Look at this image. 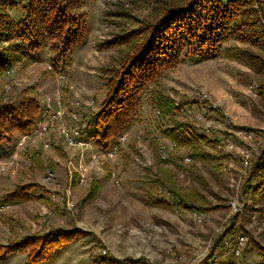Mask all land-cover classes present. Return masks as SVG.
<instances>
[{"label":"rangeland","instance_id":"obj_1","mask_svg":"<svg viewBox=\"0 0 264 264\" xmlns=\"http://www.w3.org/2000/svg\"><path fill=\"white\" fill-rule=\"evenodd\" d=\"M10 1L17 2L10 11L17 22L23 17L21 6L27 0ZM166 2L169 0H78L74 11L85 28L81 43L65 57L57 58L51 41H47L34 52L31 63L21 69L15 67L0 78L2 101L18 103L23 90L34 87L38 99L50 96L69 107L78 102L75 108L82 113L78 122L82 140L90 146H70L57 128L46 133L44 138L48 139L27 140L20 150L16 149V141L23 133L0 141V162L11 170L0 174V264H126L138 259L148 264H240L241 260L244 264H264V191L257 188L264 173L251 177L264 152V62L257 73L248 65L257 64V58L241 61L229 52L249 48L248 44L230 38L218 51L209 49L206 56H183L146 85L135 118L118 139L120 143L116 139L106 149L96 137L95 118L106 96L102 67L118 63L122 56L123 47L110 42L139 29L143 20L154 21V8ZM262 42L252 51L264 59V39ZM56 62L62 66L49 70L48 64L54 68ZM60 69L66 72L65 79L58 78ZM156 93L169 97L172 106L178 102L187 104L188 100L190 106L173 110L171 115L163 114L161 120L156 115ZM201 94L208 98L201 99ZM92 100L93 105H89ZM199 114L203 119L198 118ZM179 123L189 124L199 135L208 126L214 137L227 135L225 139L234 144L233 152L243 146L249 148L248 167L219 142L203 143L201 151L218 161L225 156L220 179H210V161L196 162L187 147L178 148L177 142L164 133ZM245 131L252 132V137L243 138ZM167 138L170 143L164 158L160 146L161 140ZM115 144L119 148L112 159L100 158L99 150L108 151ZM35 151L42 155L41 168L30 158ZM185 157H190L191 162H185ZM230 160L232 165L223 166ZM80 168L85 175L83 183L79 182ZM159 168L173 179L163 190L156 182ZM191 169L207 178V183L198 185L187 176L186 170ZM114 170L119 172L120 183L112 178ZM93 181L101 184L98 192L91 186ZM24 184H33L32 198L10 200L9 195ZM150 184L153 190L156 187L151 194ZM171 188L175 190L174 197ZM194 190L203 194L204 201L191 196ZM90 191L95 197L84 203ZM149 196L175 205L152 204ZM176 196L177 200L189 196L190 202H206L209 211L197 209L205 215L203 222L194 219L193 210L178 206ZM233 202L237 209L232 207ZM48 232L61 238L59 246L47 258L31 263V248L23 249V238ZM239 234L245 235L246 245L241 256H236L224 242H233Z\"/></svg>","mask_w":264,"mask_h":264},{"label":"trees","instance_id":"obj_2","mask_svg":"<svg viewBox=\"0 0 264 264\" xmlns=\"http://www.w3.org/2000/svg\"><path fill=\"white\" fill-rule=\"evenodd\" d=\"M254 5H257V8ZM15 6L17 7V2L0 0V78L9 74L15 67L21 69L31 63L34 52L40 50L47 41H51V49L57 54V58H60L65 57L84 38L85 28L74 11L79 6L78 0H27L21 6L23 17L17 22H14L10 13ZM153 15L154 21L143 20L139 29L123 33L110 42V45H121L123 48L118 63L102 67L106 96L96 115L95 125L96 137L103 148L107 149L116 139L118 141L127 125L135 118L141 93L146 85L157 80L165 70L174 67L183 56H206L209 49L212 48L216 52L226 40L235 38L248 44L249 48L231 49L229 52L232 57L241 61L257 58V64L248 62L257 73L264 62L261 55H256L252 51V48L263 45L264 0H185L184 4L182 0H169L161 8H154ZM57 65L62 66L56 62L54 70ZM263 93L264 88L261 91V94ZM154 101L160 111L157 117L161 120L164 119V115H171L173 110L179 111L180 108L184 110L190 106L189 100L187 104L178 102L172 106L173 101L162 93H156ZM197 103L202 106L200 100ZM42 106L43 99H38L34 87L25 88L18 103L0 100V141L11 140L15 133L31 132L42 113ZM164 133L169 139L177 142L178 148L187 147L196 162L201 160L206 164L210 161L211 169L208 173L212 177L210 179H220L222 174L220 169L225 156L220 157L218 161L217 157L199 149L203 143L215 145L218 139L213 140L205 134L199 135L189 124L184 123L168 127ZM262 154L264 155V152ZM31 155L33 164L41 168L42 155L36 151ZM263 155L260 157L261 161L254 165V174H251V177L264 173ZM158 159L162 161L161 158ZM148 169L152 171L151 168ZM157 174L159 175V179L156 180L159 183L157 187L168 188L169 182L173 180L168 176L169 172L159 168ZM186 174L198 185L207 183L208 179L198 174L196 169L186 170ZM91 186L97 189V192L101 188L99 181H93ZM32 187L33 184L18 186L9 195L10 200L29 201L32 198ZM153 187L154 185L150 184L149 194ZM257 188L264 191V180ZM194 191L191 196L200 197L198 199L204 201L203 194ZM173 192L175 190L171 188L170 194L174 197L176 193ZM92 194V191L87 194L84 203L95 197ZM192 197H178L177 200L176 196L174 199L178 206L185 209L209 211L206 202L198 204L188 201ZM148 201L152 204L175 205L154 196H149ZM75 232L76 230L68 233ZM221 240L216 242L215 246ZM60 242L61 238L55 237L52 232L35 233L25 236L21 246L23 245V249L31 248L28 257L33 263L47 258ZM132 261L147 262L141 259L129 262Z\"/></svg>","mask_w":264,"mask_h":264},{"label":"built area","instance_id":"obj_3","mask_svg":"<svg viewBox=\"0 0 264 264\" xmlns=\"http://www.w3.org/2000/svg\"><path fill=\"white\" fill-rule=\"evenodd\" d=\"M48 68L49 70L53 71V65L52 64H48ZM65 73L64 71H60L58 73V78L59 79H65ZM70 88L72 89L73 86L71 85ZM253 87L251 86V89ZM201 99H205L208 98L207 95H200ZM93 101L92 100L89 105H93ZM76 103V102H75ZM78 106V102L75 104V106L73 107H69V106H64L61 103V100L58 99L57 101H53V99L50 96H47L45 99H43V108H42V113L39 117V119L37 120L35 126L33 127V129L31 130V132H28L26 134H24L20 140H18V142L16 143V149L20 150L23 149L25 147L26 141L27 140H36L38 138H44V136L46 135V133L49 130L52 129H58L60 130L62 137L64 140H66L68 142V144L72 147H80L82 146H86V147H90L89 144L84 143L82 138V129L79 126L78 122L82 117V113L80 111H76V108ZM216 104H213V107L215 108ZM160 111H156V115H159ZM199 119H203L202 115H197ZM69 120L73 121L74 123H69ZM59 126L61 128H59ZM211 129L210 126L206 127L204 134L209 136L212 139H218L217 142L220 143V145L222 146H226L228 147V151L232 152V157L234 159H237L239 161H241V163L245 166L248 167L249 163H250V158H251V151L249 150V148L243 146L242 148H238L239 150L233 152L232 148L234 147V144L228 140L225 139L227 135H219V136H215L213 134H211ZM243 132H240V134H242ZM243 138H251L252 137V132L250 131H245L242 134ZM124 137V136H123ZM123 137H121V139L123 140ZM138 138H140V136H138ZM44 139H48L47 136ZM165 139V138H164ZM118 143L119 140L117 141ZM170 140L167 139L163 142V140H161V153L163 154V157L166 158L167 156V148L169 146ZM173 144V143H172ZM49 143L45 142V147H48ZM119 146L117 144H115L111 149H109L108 151H103V150H99L97 153L101 154L100 158L106 159V160H110L112 159V157H114V155L117 153ZM184 161L189 163L191 162V158L190 157H185ZM4 162H0V174H6V172L11 173V170H9L8 166L5 164ZM232 165L233 161H227L225 163V165L223 164V166H225L226 168H228V165ZM81 166V165H80ZM82 168L79 169V172L81 174V178L79 179L80 183L84 182V174L81 171ZM85 170V169H84ZM119 172L118 171H112V178H114L116 183H120V178L118 177ZM232 207L234 209L238 208V205H236V202L231 203ZM193 217L197 222H203L205 215L198 210L193 211ZM224 245L231 248V251L236 255V256H240L243 252V250L245 249V245H246V237L244 234H239L238 236H236L235 240L233 242L230 241V239L225 240ZM215 258H218V253L214 254ZM127 264H148L147 262H143V261H132V262H128Z\"/></svg>","mask_w":264,"mask_h":264},{"label":"crops","instance_id":"obj_4","mask_svg":"<svg viewBox=\"0 0 264 264\" xmlns=\"http://www.w3.org/2000/svg\"><path fill=\"white\" fill-rule=\"evenodd\" d=\"M245 261H246V260H245ZM242 263L244 264V262L241 260V261H240V264H242ZM235 264H238V263H235Z\"/></svg>","mask_w":264,"mask_h":264}]
</instances>
